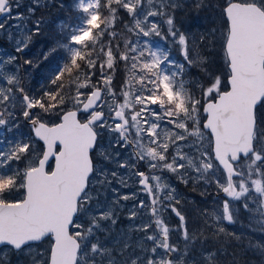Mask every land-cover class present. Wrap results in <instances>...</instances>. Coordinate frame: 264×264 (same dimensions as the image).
I'll list each match as a JSON object with an SVG mask.
<instances>
[{
  "label": "snow or ice",
  "instance_id": "6c2138e0",
  "mask_svg": "<svg viewBox=\"0 0 264 264\" xmlns=\"http://www.w3.org/2000/svg\"><path fill=\"white\" fill-rule=\"evenodd\" d=\"M70 5L33 54L46 10L64 0H0L13 47L0 48V252L30 264H239L247 247L264 264V242L230 230L264 235V0ZM212 14L219 28L188 26ZM173 176L210 207L190 215ZM133 177L138 190L122 193Z\"/></svg>",
  "mask_w": 264,
  "mask_h": 264
},
{
  "label": "trees",
  "instance_id": "16d2710c",
  "mask_svg": "<svg viewBox=\"0 0 264 264\" xmlns=\"http://www.w3.org/2000/svg\"><path fill=\"white\" fill-rule=\"evenodd\" d=\"M29 0H25V3H28ZM215 2V0H214ZM64 3L66 7L64 9H59L56 7H51L46 10V17H47V25L45 28V32L47 33L45 36H42L39 38V41L33 46L31 49V52L35 54L36 52H39L42 48H44L47 44L51 42V37L55 35L56 32L59 31V25L62 21H65L68 18L69 14V9H70V0H64ZM39 14V13H38ZM202 16L204 14H201ZM212 21H215V24L212 23ZM190 28H192V31H203L204 27L202 26H211V27H220V20L217 15L212 14L210 19H198L195 22H189L188 25ZM224 53L219 47V44L216 46L215 52L212 53V59L215 61L213 64V68L216 70L217 74L222 75L224 70H225V65H224ZM43 75V74H42ZM124 77V72H123V67L121 66L120 71H118L115 74L114 77V84L116 86H119L120 81ZM41 81H43L42 78H37L35 75L31 77L30 81V87H33L38 94L40 91L41 86ZM187 192V196L183 199L185 204L188 205L187 211L188 213L194 212L195 209L197 208H208L207 206H202L199 204V201L197 199V195L195 193H190ZM189 201V202H188ZM175 222L177 223V218H175ZM47 242V241H45ZM44 242V243H45ZM245 244V243H244ZM235 247V246H234ZM231 250V249H230ZM236 251L238 253V260L239 264H252L251 263V258L245 253L246 249L245 247L243 248H236Z\"/></svg>",
  "mask_w": 264,
  "mask_h": 264
},
{
  "label": "rangeland",
  "instance_id": "374dc122",
  "mask_svg": "<svg viewBox=\"0 0 264 264\" xmlns=\"http://www.w3.org/2000/svg\"><path fill=\"white\" fill-rule=\"evenodd\" d=\"M21 10H23V9H21ZM9 23L11 24V23H13V21H9ZM10 30L15 31V29H10ZM161 44L165 48L168 47V45H165L163 42H161ZM0 48L6 49L7 52H9V53H11L13 51L12 44H10L6 41L3 33H0ZM174 54H173V58L176 59V56ZM178 59H181V58L178 56ZM30 81H31V78L26 80V85H27V87L32 88L34 90V92L36 93L35 89L33 87H30ZM40 83L42 86L44 81H41ZM23 131L25 133H27L28 129L25 128V129H23ZM108 142H109V137L107 135H104L102 140H101V144L106 146L108 144ZM94 155H96V154L94 153ZM97 159H99V157H97ZM110 167H112V166L110 165ZM171 180H172V183L175 185L177 192L180 193L182 200L187 196V194H186L187 192L195 193L197 195V199L202 200L201 195L199 194V191L198 190L194 191L192 189L191 184L186 186V185L180 183L179 181H177L174 176L171 177ZM134 181H135V177H133L131 180H129L130 186L128 188H121L120 191L122 193H132V192L137 191L139 188V185L137 183H135ZM117 187H119V186L117 185ZM210 191H214V189H210ZM122 203L126 204L128 207H131L133 201H127V202L122 201ZM210 205H211V202H210ZM184 207L188 208V205L185 204V202H184ZM126 213H127V208H124L123 211L120 212L121 219L117 225L118 228L119 227H125L129 223L127 220L124 219V216L126 215ZM244 215L245 214H242V218L244 217ZM169 224H170V226L176 224L174 216H171V219L169 220ZM230 230L245 233L246 234V238L244 240L245 245H248L249 241H251L253 244H255L257 242H264V235H262L258 232H250L247 227L242 228V227H240L239 224L232 226V228ZM48 247H49L48 242H45V243L40 245V251H45ZM245 249H246V252L250 253L249 257L251 258V263L252 264H260L259 255L254 254L247 247H245ZM0 255H3L5 257L8 264H30V257L28 255L16 254L14 252H9L7 249H4L3 252H0Z\"/></svg>",
  "mask_w": 264,
  "mask_h": 264
},
{
  "label": "flooded vegetation",
  "instance_id": "af4514ba",
  "mask_svg": "<svg viewBox=\"0 0 264 264\" xmlns=\"http://www.w3.org/2000/svg\"><path fill=\"white\" fill-rule=\"evenodd\" d=\"M165 45H167V44H165ZM175 56H176V59H178V56L176 55V54H174ZM173 59H175V58H173ZM221 195V197H223V194L221 193L220 194ZM202 198V200L203 201H206V202H208V203H210L211 201H212V197L211 196H209L207 199H205V198H203V197H201ZM208 208L210 207V205L209 206H207ZM174 216V215H173ZM174 220V219H173Z\"/></svg>",
  "mask_w": 264,
  "mask_h": 264
},
{
  "label": "bare ground",
  "instance_id": "6f19581e",
  "mask_svg": "<svg viewBox=\"0 0 264 264\" xmlns=\"http://www.w3.org/2000/svg\"><path fill=\"white\" fill-rule=\"evenodd\" d=\"M199 204L200 205H202V206H209L210 205V203H208V202H206V201H203V200H200L199 201ZM192 213H190V215H191ZM248 256L250 255V253H248V252H245Z\"/></svg>",
  "mask_w": 264,
  "mask_h": 264
},
{
  "label": "water",
  "instance_id": "95a60500",
  "mask_svg": "<svg viewBox=\"0 0 264 264\" xmlns=\"http://www.w3.org/2000/svg\"><path fill=\"white\" fill-rule=\"evenodd\" d=\"M0 20H2V17H0ZM223 194V193H222Z\"/></svg>",
  "mask_w": 264,
  "mask_h": 264
}]
</instances>
